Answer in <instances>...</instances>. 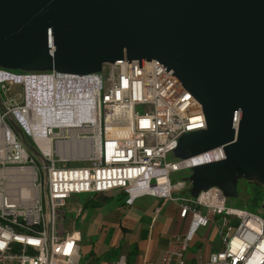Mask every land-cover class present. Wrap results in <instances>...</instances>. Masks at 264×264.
<instances>
[{
	"label": "built area",
	"instance_id": "obj_1",
	"mask_svg": "<svg viewBox=\"0 0 264 264\" xmlns=\"http://www.w3.org/2000/svg\"><path fill=\"white\" fill-rule=\"evenodd\" d=\"M143 67L139 68L136 60L107 64L100 73L87 76L20 74L53 75L80 89L90 106V116L72 126L55 125L53 115L36 114L39 102L46 99L43 96L41 100V90H29L19 75L0 69V171L31 170L32 186L37 191L33 205L25 210L0 185V264H79V234L65 230L59 212L73 196L94 197L112 191L122 192L129 205L144 196L176 204L178 217L187 230L171 236L159 264H264L263 202L258 214H253L228 208V199L216 187L192 198L188 183L171 182V174L222 161L225 156L222 147H216L183 160L173 157L172 150L183 134L206 129L203 111L157 61H143ZM20 84L24 86L21 103L9 96L13 86ZM43 118H50L44 128ZM9 119L22 131V137L13 130ZM42 129L54 143L69 142L70 130H80L74 140L77 144L90 142L88 155L82 157L90 165L57 166L66 160L53 158V145L51 154L40 153L43 162L37 163L22 138H29L38 148L34 133ZM169 155L173 160L168 161ZM2 182L4 179H0ZM203 228L211 233L205 237L204 245L211 247L214 239L219 249L205 256L198 249L196 260L189 263L185 255ZM114 264L126 262L121 257Z\"/></svg>",
	"mask_w": 264,
	"mask_h": 264
},
{
	"label": "water",
	"instance_id": "obj_2",
	"mask_svg": "<svg viewBox=\"0 0 264 264\" xmlns=\"http://www.w3.org/2000/svg\"><path fill=\"white\" fill-rule=\"evenodd\" d=\"M136 60L157 61L203 111L206 129L173 157L222 147L224 160L189 167L190 197L264 186V0H0L2 70L87 76Z\"/></svg>",
	"mask_w": 264,
	"mask_h": 264
},
{
	"label": "crops",
	"instance_id": "obj_3",
	"mask_svg": "<svg viewBox=\"0 0 264 264\" xmlns=\"http://www.w3.org/2000/svg\"><path fill=\"white\" fill-rule=\"evenodd\" d=\"M76 196L71 197L68 200V203L64 209H62L59 213L61 216V224L64 226L65 230L67 231H75L79 234V245L81 244V241L83 239V234H86L90 231V229L100 223L99 228L96 225V228H98V231L101 233H104L105 230L110 231L111 229L116 230L117 232L121 233L123 237H127L132 234L133 228L137 227V224H139V229L137 230L136 237L131 238L130 244L126 247V252L118 255L117 259L113 261V263H107V264H114L115 261L120 259L121 257L124 258L126 264H130L131 256L133 257H139L140 254V246L143 243H145L144 247V253L143 256H141L142 260L140 264H159L161 259V254L163 250L165 249L168 240L171 238V236L177 235V234H185L187 227L185 223H183L177 213V206L175 203L169 202L173 205L174 209V218H173V225L171 230L166 234L165 237H160V235L155 232V230L152 228L153 222L156 220L157 216L160 214V211L162 207L167 203V201L158 199V198H152L149 196L141 197L137 200H135L131 205L126 203L125 195L120 191H112L108 194H100L97 196H89L86 195L85 199L80 202H72L73 198ZM138 208V210L133 211L131 210V207ZM103 207L106 208L108 212L102 213L100 212L99 208ZM87 209L93 210V212L90 214V218L88 222L83 223L80 228L77 229V221L81 219L87 220V216H89ZM87 213V214H84ZM66 214H70L74 216L73 219L70 221H67ZM120 214H125L122 218V220H119ZM145 218H150L148 223H146ZM69 222L68 228L67 223ZM70 226V227H69ZM107 231V232H108ZM202 231L204 233L201 235V239L198 240L197 238H193L192 242L190 243L189 249L186 253V261L189 263H192L196 260V252L198 249L202 251L203 256H205L208 252H216L215 250L219 249V243L212 239L211 247H206L204 244V239L208 235L210 236L211 233L209 232L208 228H203ZM105 232L104 234H107ZM108 235V234H107ZM158 241V247L154 251L156 252V255L153 256V258L150 260V252L152 250V242ZM200 244V246H198ZM121 244L118 242L116 243L115 250L121 249ZM80 253H81V245H80ZM92 253V252H91ZM90 253L91 260L89 261V264L91 262H94L96 260V257L94 256V253Z\"/></svg>",
	"mask_w": 264,
	"mask_h": 264
},
{
	"label": "bare ground",
	"instance_id": "obj_4",
	"mask_svg": "<svg viewBox=\"0 0 264 264\" xmlns=\"http://www.w3.org/2000/svg\"><path fill=\"white\" fill-rule=\"evenodd\" d=\"M20 81H23L29 90L33 88H39L41 90V100L43 96L46 99L39 102L40 104L36 110V114L47 117V115L50 116V113H52L53 118L51 117V119L54 120L53 123L55 125L72 126L73 123H78L80 120L90 116V113H87L90 106L85 103L83 92L76 88L75 85L70 84V81H63L61 77L53 75H35L34 77L20 76ZM42 120V128H44L45 123L50 121V118H43ZM70 132L72 139L69 142H56V153L58 156L63 160H73L88 155L91 148L90 142L77 144L74 139L80 130L72 129ZM34 134V142L38 146L40 153L42 155L51 154L53 145L52 137H48L44 129L40 133L36 134L35 132ZM1 139L0 131V161L3 158ZM21 174L25 175L20 176ZM0 179H4V182L0 183V185L4 186L7 195L13 202L19 204L25 210L33 205L37 191L32 186L34 173L31 170H24L23 173H17L15 170L0 171Z\"/></svg>",
	"mask_w": 264,
	"mask_h": 264
},
{
	"label": "rangeland",
	"instance_id": "obj_5",
	"mask_svg": "<svg viewBox=\"0 0 264 264\" xmlns=\"http://www.w3.org/2000/svg\"><path fill=\"white\" fill-rule=\"evenodd\" d=\"M14 75H23L25 74L24 72H16V71H10ZM31 74V73H27ZM34 74V73H32ZM23 90L24 86L21 84L19 86H13V88L10 90L9 96L16 97V100L19 101V103L23 102ZM1 94V90H0ZM1 112V108H0ZM50 115H53L50 113ZM29 140V138H27ZM53 143V158L55 160H60V157L56 153L57 145L56 143ZM36 159V158H35ZM84 158H77L73 160H66L59 162L57 166L66 168L68 167H73V168H79L81 166H88L90 165L87 161L83 160ZM173 160L172 155H169L168 161ZM41 160L36 159L37 163H41ZM190 174V171H184L181 173H176V174H171V182H177V181H183L188 175ZM39 178L42 180L44 179V174L39 173ZM237 199H229L227 201L226 206L229 208H234V209H239V210H248L249 212L253 214H258V208L261 206L263 198H264V186L259 185V184H253L249 183L246 181L239 182L238 187H237ZM86 195L82 194L81 196H76L73 198V202L77 201L82 203V201L85 199ZM71 200V199H70ZM100 212L105 213L108 212L106 208L100 207L99 208ZM131 210L136 211L138 208L131 207ZM89 216H87V220L81 221L79 219L77 221V229L82 226L83 223L88 222L90 218V214L93 212L91 209H87ZM174 209L173 205L169 202H167L164 207H162L160 214L157 216L156 220L153 222L152 228L157 232L160 237H165L166 234L171 230L172 225H173V218H174ZM84 214H87L84 212ZM125 214H120L118 217L119 220H122L124 218ZM67 216V221H70L71 219L74 218V216L70 214H66ZM150 218H145L146 223H148ZM69 222L67 223V228H68ZM99 228L100 223L96 224ZM96 225H94L89 232L86 234H83V239L81 241V253H80V263L79 264H89V261L91 260L90 258V253H94V256L96 257V260L94 262H91V264H107V263H113L115 259H117L118 255L126 252V247L130 244L129 241H131V238L136 237L137 235V230L139 229V224H137V227L133 228V232L131 235L127 236L126 238L121 235V233L117 232L114 229H111L110 231L105 230L107 234L100 233L98 231V228H96ZM70 227V226H69ZM204 233L202 229H200L199 232L195 235V238L198 240L201 239V235ZM121 244V249L115 250L116 243ZM158 241L157 242H152V250L150 252V260L153 258L154 255H156V252H154L157 247H158ZM200 246V244H198ZM144 247L145 243L142 242L140 248V254L139 257H133L131 256L130 259V264H140L144 253ZM216 251V250H215ZM91 253V254H92Z\"/></svg>",
	"mask_w": 264,
	"mask_h": 264
},
{
	"label": "trees",
	"instance_id": "obj_6",
	"mask_svg": "<svg viewBox=\"0 0 264 264\" xmlns=\"http://www.w3.org/2000/svg\"><path fill=\"white\" fill-rule=\"evenodd\" d=\"M25 143L27 144L28 153L30 154V156L35 158V156L37 154V151H36V148H35L34 144H32L30 139L28 140L27 138L25 139Z\"/></svg>",
	"mask_w": 264,
	"mask_h": 264
}]
</instances>
